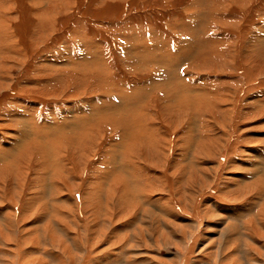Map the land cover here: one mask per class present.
<instances>
[{
	"label": "rangeland",
	"instance_id": "1",
	"mask_svg": "<svg viewBox=\"0 0 264 264\" xmlns=\"http://www.w3.org/2000/svg\"><path fill=\"white\" fill-rule=\"evenodd\" d=\"M0 264H264V0H0Z\"/></svg>",
	"mask_w": 264,
	"mask_h": 264
}]
</instances>
